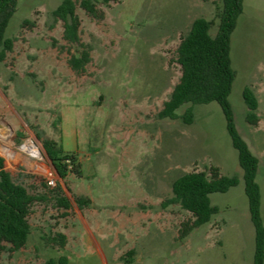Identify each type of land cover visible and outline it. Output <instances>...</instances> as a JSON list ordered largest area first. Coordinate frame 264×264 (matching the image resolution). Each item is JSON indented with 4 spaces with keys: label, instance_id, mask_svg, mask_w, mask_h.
<instances>
[{
    "label": "rangeland",
    "instance_id": "obj_1",
    "mask_svg": "<svg viewBox=\"0 0 264 264\" xmlns=\"http://www.w3.org/2000/svg\"><path fill=\"white\" fill-rule=\"evenodd\" d=\"M102 20L79 6L80 42L62 38V21L51 11L61 0H17L5 36L13 49L0 61V156L13 180L31 192L46 190L51 160L42 140L51 139L64 153H74L81 176L54 177L69 197L67 216L51 202L36 203L30 233L17 251H3L0 264H45L67 257V264H253L254 227L244 192L242 168L219 104L191 105L193 119L160 118L163 102L181 70L176 47L192 21L214 19L221 0H120L104 5ZM32 22V25L24 23ZM87 50L81 74L67 59ZM236 71L229 102L237 130L258 158L260 214L264 224V0H243L231 35ZM255 94L258 122L246 120L244 87ZM40 136V138L37 136ZM33 142L39 149L28 148ZM218 167L236 176L237 185L209 195L219 211L177 238L190 214L172 196V181L191 170ZM32 175V176H31ZM73 195L91 204L79 209ZM61 231L63 248L47 246L44 235ZM134 249L131 262L125 252Z\"/></svg>",
    "mask_w": 264,
    "mask_h": 264
},
{
    "label": "trees",
    "instance_id": "obj_2",
    "mask_svg": "<svg viewBox=\"0 0 264 264\" xmlns=\"http://www.w3.org/2000/svg\"><path fill=\"white\" fill-rule=\"evenodd\" d=\"M111 1L120 0H100L104 5ZM16 5L17 0H0V61H3L7 53L13 49L14 39L5 36V30L16 10ZM77 6L95 20H102L104 11L97 7L94 0H61L51 11L54 22L62 21V38L67 43L79 45L81 20L76 12ZM217 9L215 35L210 33L215 20L198 17L192 21L188 32L181 37L176 47V61L181 74L168 99L163 102L158 116L170 119L181 117L185 123H190L193 119L191 105L212 101L219 104L243 171L244 192L254 227L253 264H264V224L260 214V186L256 181L258 158L237 130L229 102L236 75L230 54L231 35L242 13L243 0H221V7L218 6ZM24 23L32 25L28 20H24ZM90 58L89 52L83 50L81 54H72L67 59V64L74 72L81 74ZM242 98L248 109L246 120L256 124L258 116L255 110L258 101L255 94L246 86L243 88ZM185 103L191 105L182 115H178L176 109ZM37 136L40 138L38 134ZM41 140L60 178L64 180L69 173L81 176V165L74 153H64L54 140L47 138ZM238 182V177L221 174L216 166H210L208 171H187L176 177L171 183L172 196L162 204H178L190 214L188 219L180 223L177 238L184 239L194 228L207 223L212 215L219 211L216 205L211 204L209 197L211 193L226 192ZM42 186L46 190L31 192L22 183L14 181L10 172L5 170L3 157L0 156V254L3 251H17L25 245L30 233L29 215L36 203L51 202L54 208L62 210L59 216L69 214L68 210L72 204L61 184L56 181L55 185L51 186L45 181ZM73 199L79 209L91 204L90 197L86 195H73ZM43 240L47 246L63 248L67 243V236L61 231H53L44 235ZM134 253L133 248L127 250L125 260L131 262ZM45 264H67V257L61 256L58 260L49 258Z\"/></svg>",
    "mask_w": 264,
    "mask_h": 264
},
{
    "label": "built area",
    "instance_id": "obj_3",
    "mask_svg": "<svg viewBox=\"0 0 264 264\" xmlns=\"http://www.w3.org/2000/svg\"><path fill=\"white\" fill-rule=\"evenodd\" d=\"M54 171H55V169L53 167V169H48L47 173H46V181L51 186L55 185V183H56V179H55L54 174H53ZM55 173H56V171H55Z\"/></svg>",
    "mask_w": 264,
    "mask_h": 264
},
{
    "label": "bare ground",
    "instance_id": "obj_4",
    "mask_svg": "<svg viewBox=\"0 0 264 264\" xmlns=\"http://www.w3.org/2000/svg\"><path fill=\"white\" fill-rule=\"evenodd\" d=\"M28 148H30V150L34 153H38V151H40V149L33 142L28 143Z\"/></svg>",
    "mask_w": 264,
    "mask_h": 264
}]
</instances>
